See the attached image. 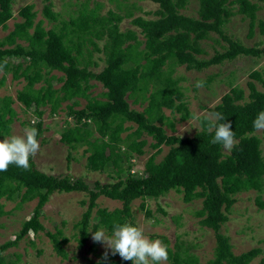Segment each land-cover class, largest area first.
<instances>
[{
  "label": "trees",
  "instance_id": "1",
  "mask_svg": "<svg viewBox=\"0 0 264 264\" xmlns=\"http://www.w3.org/2000/svg\"><path fill=\"white\" fill-rule=\"evenodd\" d=\"M41 14L47 20H55L50 0H43ZM157 4L152 12L155 17H131L130 23L139 29L142 40L133 30H119L118 23L123 16H132L131 10L118 14L107 10L99 15V4L91 9L84 5L75 17L62 21L56 30L45 29L42 19L34 21L32 4H25L17 11L22 18L14 22L8 33L0 39V66L3 71L11 69L12 77H22L25 84L16 91L15 100L24 109L39 118L32 125L41 138L44 126L40 106L47 105L54 113L60 103L65 104L64 127L59 132V142L72 147L84 146L85 167L89 171L105 173L106 182L94 180L89 187L82 177L47 174L34 165L30 157V170L9 165L7 171L0 172V199L18 196L20 202L35 199L30 216L23 220L12 239L0 243V264L4 262L1 253L26 237L31 232L37 234L44 227L39 220L40 211L53 192H81L86 195L80 200L85 205L80 218L73 223L77 233V247H82L88 237L89 228L95 232L99 227L111 234L115 225L134 224L131 203L138 199V209L145 217L150 211L144 204L147 197L157 198L169 190L180 193L183 203L200 199L201 206L194 211L198 224L210 228L214 236L211 257L204 264H249L260 254L259 247H251L238 254L231 250L229 238L220 232L227 220L226 212L235 202V194L253 190L260 193L264 182V158L260 150V138L255 134L253 120L264 111V80L261 72L252 70L249 77L261 83L258 89L252 81L246 82L247 94L232 86L223 93L219 102L206 108L220 112L230 121L238 144L231 152L224 151L221 144H213L214 131L209 133L199 129L190 136L166 133L164 125L173 130L162 109L177 111L180 118L190 117L183 101V93L177 85L178 79L170 74L176 66L187 70L200 71L210 65L230 61L238 55L260 57L264 47L244 46L238 40L226 37L223 27L234 13L248 18L246 35L251 37L254 28L255 12L259 9L251 0H197L196 16L179 12L187 0H150ZM264 4V0H258ZM13 0H0V27L6 28V21L12 17ZM131 4V8H134ZM233 7L235 11H233ZM258 32L264 34V20L257 21ZM209 32L218 34L226 46L209 58L198 57L203 53L199 41ZM18 40V41H17ZM98 40H103L98 46ZM19 41L25 42V44ZM91 48H84V45ZM92 52L101 53L102 67L91 58ZM22 57L23 63L9 68L7 57ZM99 57L97 59H100ZM56 70L61 74L55 79L60 82L53 88L49 78L43 77ZM43 78L45 85L33 88L32 85ZM0 77V84L3 82ZM90 80L98 82L104 89L101 98L88 97ZM85 99L83 106L75 108L77 99ZM129 100V102H128ZM10 96L2 97L0 106V136L15 115ZM145 103L141 110L130 107V103ZM222 122V121H221ZM125 123H128L125 125ZM126 133L121 135L122 132ZM142 134L149 135L151 154L143 162L140 172L132 171L135 157L143 154L145 140ZM166 146L165 153L158 161L154 157ZM69 160V154L66 156ZM100 196L116 200L119 207L108 210L98 207ZM254 202L264 208V199L256 194ZM4 211L0 204V215ZM93 214V216H92ZM94 223L90 224V219ZM50 241L55 255L66 258L62 245L67 242L60 228L53 232L43 231ZM158 238L167 246L170 264H196L197 258L188 254L181 245L169 247L163 235H149ZM32 243V242H30ZM132 264L131 261L117 258L98 259L88 264ZM255 264H264V256Z\"/></svg>",
  "mask_w": 264,
  "mask_h": 264
},
{
  "label": "rangeland",
  "instance_id": "2",
  "mask_svg": "<svg viewBox=\"0 0 264 264\" xmlns=\"http://www.w3.org/2000/svg\"><path fill=\"white\" fill-rule=\"evenodd\" d=\"M257 3L259 9L255 12L254 28L251 37L246 35L248 30V18L240 14L234 13L223 27V34L231 40H238L244 46L264 47V34L258 32L257 21L264 20V4L258 0H251ZM51 10L56 13L55 20H47L41 14V8L44 4L43 0H13L11 10L12 17L6 21V28L0 27V39H2L12 28L14 22L22 20L17 15V11L25 4H32V11L35 12L34 21L42 19V26L45 29H57L61 26L62 21H67L70 17H75L78 11L85 6L86 9L96 8L99 15L104 14L108 9L118 14H124L128 9L131 10L132 16H123L118 23L119 30H133L137 38L142 40L139 29L130 23L131 17L141 16L143 18H153V11L157 8V4L150 0H50ZM134 4V8H131ZM197 9V0H187L186 5L179 9V12L195 17ZM233 11L235 8L233 7ZM18 41V40H17ZM25 44L23 41H19ZM101 46L103 40L96 41ZM203 53L198 57L209 58L215 52H220L226 46V42L216 33L209 32L205 39L199 41ZM84 48H91L85 44ZM101 57V53L92 52L91 58L97 62V66H90L95 71L99 70L103 62L97 58ZM5 61L9 68L17 63H23V58L7 57ZM258 70L264 80V55L260 57H250L238 55L230 61H223L221 64L210 65L200 71L187 70L184 66H176L171 72V78H177L180 90L183 93V101L186 109L190 113V117L186 119L180 118V113L162 109L166 120L172 124L173 130L169 129L167 124L164 125L166 133H172L179 136H190L199 129L198 120L193 119L194 116L200 118L205 117L209 112L206 108L214 106L219 102L220 96L228 91L232 86H237L243 90L244 100H246L247 88L246 82L252 81L258 89H263L261 83L254 78L249 77V72ZM43 77L49 78L53 88L60 85L55 78L61 73L52 70L44 73ZM4 80L0 84V106L3 96H10L13 100L11 107L15 115L7 127L3 128L0 139L9 138L13 135L23 136L25 129L31 127V120L34 114L30 109L24 107L15 100V93L22 88L25 80L22 77L13 78L11 69L0 71V77ZM203 80L204 87L196 88L195 82ZM92 85L87 90L88 97L101 98L100 93L104 90L101 85L94 81H89ZM43 78L35 82L32 87L38 88L44 86ZM75 108L84 105L85 99L78 98ZM129 102V100H128ZM70 101L60 103L59 108L51 113L47 105L40 106L42 110V124L44 130L41 138L38 139L40 144L39 152L35 157H31L37 169L54 176L68 175L71 178L82 177L89 187L94 180L99 182L108 181L109 177L105 173L89 171L85 167V156L82 152L84 148L81 144H75L69 147L59 142V132L64 127V110L65 104ZM145 103H130V107L141 110ZM128 123H125L127 125ZM126 133L122 132L121 135ZM260 138L261 155L264 158V132H255ZM140 138L145 140L143 146V154L135 157L133 162V170L140 171L144 160L153 151L149 143L152 141L149 135L142 134ZM167 147L161 146V150L155 155L154 161H158L165 153ZM225 151V150H224ZM69 154V160L67 155ZM264 178V175H263ZM258 194L260 199H264V182L263 190L256 193L253 190L240 192L235 194V202L226 212L227 220L221 225L220 232L229 238L231 250L234 254H238L251 247H259L260 254L256 256L249 264H255L260 257L264 256V208L257 207L254 202L255 195ZM180 193L169 190L166 194L157 198L147 197L144 199L146 208L150 211V216L145 217L138 209L139 200L136 199L131 203V212L133 215L134 225L141 227L144 234L163 235L169 241V247L181 245L187 250L188 254H193L197 258L196 264H204L212 253L214 246V236L210 228L202 227L198 224V218L194 215V211L200 208V199L192 200L189 203H183ZM86 195L81 192H53L45 205L40 211L39 220L44 230L53 232L55 228L62 230L63 236L67 238V242L62 245L66 252V258L62 259L55 255L51 244L43 231L33 234L29 232L26 237L20 239L16 245L5 249L1 256L6 264H88L90 261H96L102 258L105 247L101 243L92 240V231L89 228L88 237L82 247H77V233L73 227V223L80 218L81 212L85 205H80V200H85ZM35 199L20 202L18 196L11 199H0V204L4 213L0 215V243L12 239L18 231L23 220L27 219L34 207ZM98 207H105L108 210L119 207L120 203L116 200L108 199L100 196L96 200ZM93 216V214H92ZM94 218L90 219V224L94 223ZM102 228H98L100 230ZM104 230V229H103ZM91 231V232H90ZM105 231V230H104ZM106 232V231H105ZM107 234V232H106ZM111 235V234H108ZM155 240L158 238H149ZM32 242V243H30ZM118 254L112 255L109 250V258H117ZM162 264H170L168 261Z\"/></svg>",
  "mask_w": 264,
  "mask_h": 264
},
{
  "label": "clouds",
  "instance_id": "3",
  "mask_svg": "<svg viewBox=\"0 0 264 264\" xmlns=\"http://www.w3.org/2000/svg\"><path fill=\"white\" fill-rule=\"evenodd\" d=\"M2 70L3 66H0V71ZM204 83L203 80H197L195 87L203 88ZM193 119L200 120V117L194 116ZM38 121L39 118L34 116L31 124L35 125ZM200 128L209 133L214 131L211 143L221 144L226 152L230 153L238 144L231 122L226 121L220 112L207 114L201 121ZM253 128L257 132H264V111L257 113L253 120ZM37 135V129L30 127L25 129L23 136L13 135L0 139V172L7 171L9 165L13 164L21 169L30 170V157H35L40 149ZM92 240L105 247L103 260L108 259L109 250L112 255L119 254L121 259L131 261L132 264H162L169 256L167 246L161 240H150L144 234V230L134 224H117L111 235L106 234L103 229L97 230L92 232Z\"/></svg>",
  "mask_w": 264,
  "mask_h": 264
},
{
  "label": "built area",
  "instance_id": "4",
  "mask_svg": "<svg viewBox=\"0 0 264 264\" xmlns=\"http://www.w3.org/2000/svg\"><path fill=\"white\" fill-rule=\"evenodd\" d=\"M133 171V170H132Z\"/></svg>",
  "mask_w": 264,
  "mask_h": 264
}]
</instances>
